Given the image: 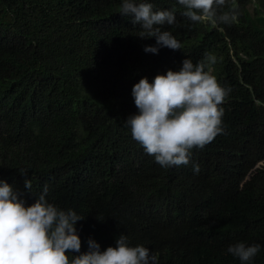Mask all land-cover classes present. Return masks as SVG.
<instances>
[{
	"label": "trees",
	"instance_id": "obj_1",
	"mask_svg": "<svg viewBox=\"0 0 264 264\" xmlns=\"http://www.w3.org/2000/svg\"><path fill=\"white\" fill-rule=\"evenodd\" d=\"M148 2L174 11L160 27L181 50L145 53L155 38H140L121 0H0V179L28 205L47 185L50 203L84 219L82 253L90 238L104 251L123 234L159 264H240L226 251L237 242L261 245L253 264H264V0H226L217 14L236 11L231 24ZM206 54L231 89L224 131L188 165L161 167L123 127L138 112L132 88Z\"/></svg>",
	"mask_w": 264,
	"mask_h": 264
},
{
	"label": "clouds",
	"instance_id": "obj_2",
	"mask_svg": "<svg viewBox=\"0 0 264 264\" xmlns=\"http://www.w3.org/2000/svg\"><path fill=\"white\" fill-rule=\"evenodd\" d=\"M184 17L193 23L209 21L231 24L237 21L236 11L217 14L226 0H177ZM120 12L140 24V38H155V45L144 47L145 53L159 54L162 48L181 50L175 36L160 26L176 23L172 10H154L148 0H121ZM217 57L206 54L196 64L184 59L179 71L168 70L149 82L141 78L131 95L138 109L124 122L132 139L145 153L153 156L161 167L188 165L193 148H203L222 134L224 109L220 106L231 89L221 86L211 72ZM199 174V164H193ZM27 175L26 172H21ZM24 187L31 192V182ZM45 185L35 202L28 205L12 185L0 179V264H159L158 256L143 245L130 246L126 235L115 240V246L101 251L93 239L82 253L77 222L84 220L75 211L62 210L47 200ZM259 244H231L227 253L240 264H253L261 251ZM76 253L77 255H74Z\"/></svg>",
	"mask_w": 264,
	"mask_h": 264
}]
</instances>
